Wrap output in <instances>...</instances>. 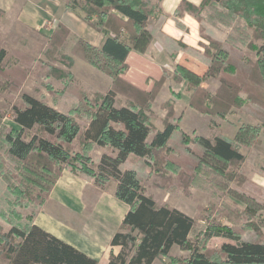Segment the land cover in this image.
I'll return each instance as SVG.
<instances>
[{
  "label": "trees",
  "instance_id": "trees-1",
  "mask_svg": "<svg viewBox=\"0 0 264 264\" xmlns=\"http://www.w3.org/2000/svg\"><path fill=\"white\" fill-rule=\"evenodd\" d=\"M81 3L85 12L83 21L102 33L105 41L101 47H95L79 39L77 46L83 60L110 77L113 87L104 95L83 92L79 103L69 113L28 94L21 96V105H14L12 109L17 129L7 133L5 141L9 155L21 165L20 175L32 188L16 191L17 201L33 203L34 211H38L62 173L68 170L90 177L103 190L113 182L115 197L130 207L111 241V245L120 247L121 251L110 255L109 264H153L159 258L167 259L165 264H264V241L244 240L233 228L216 223L202 234L203 238L199 235L192 240L195 220L176 208L158 206L147 195L138 171L124 170L123 166L132 157L149 164L156 152L169 148L179 133L178 125L165 120L162 130L153 134L146 113L136 106H117L118 90L125 86L149 105L166 80L186 81L191 108L221 119H226L233 109L244 112L257 124L242 125L236 140L245 147L258 143L259 135L264 133V0H225L221 4L224 11L220 10L219 14L233 23L243 19L247 28L253 30L251 34L247 29L232 27L233 34L241 33L240 45L255 52V61L243 56L235 44L208 35L209 45H204L208 65L205 75L178 66L173 72L165 71L148 90L127 80V60L132 52L147 51L152 41L149 20L161 11L159 5L152 0H71L66 9L75 12ZM216 3L220 1L205 0L201 7H195L183 1L184 8L190 9L199 22L202 10ZM2 16L0 11V18ZM59 29L51 35L50 43L54 46H61L69 32L63 26ZM251 37L254 40L245 42ZM257 41L263 43L258 45ZM5 58L6 52L1 50V75L7 74L3 69ZM210 77L221 82L214 94L203 87ZM75 115L87 119L84 130ZM30 133L33 134L30 136ZM196 142L204 156L212 161L223 164L245 161L238 146L228 139L198 137ZM96 147L102 151L97 161L92 156ZM217 171L224 173L220 167ZM11 216L13 220L7 221L10 230L0 232V258L8 264H98L35 225L33 215L25 223L16 212ZM214 238L222 239L220 256H211L205 247ZM174 246L189 255L170 257Z\"/></svg>",
  "mask_w": 264,
  "mask_h": 264
},
{
  "label": "rangeland",
  "instance_id": "rangeland-1",
  "mask_svg": "<svg viewBox=\"0 0 264 264\" xmlns=\"http://www.w3.org/2000/svg\"><path fill=\"white\" fill-rule=\"evenodd\" d=\"M66 1L67 4L71 2V0ZM152 1L158 4V0ZM219 1L220 4L207 5L200 13L201 22L199 23L202 35L207 41L206 38L210 35L211 38L219 39L222 42L235 44L243 56L255 61V52L240 45L241 33L239 35L235 33L236 36L232 33V27L247 29L251 34H253V30L247 28L243 19L239 18L233 23L232 20L221 17L220 10L224 11L221 4L225 0ZM83 7L84 5L81 3V6L75 11L81 17L85 16ZM64 9V7L55 9L51 15L52 20L59 21L52 26V34L56 32L57 28L59 29V26L68 27ZM76 38L77 34H72L69 30L66 40H70V45H64L66 40H63L61 46H54L50 43L52 38L49 33L46 38L47 42H42L44 46L32 45L31 56L24 55L23 58L16 53L14 60H18L16 62L19 65L18 68L13 67L15 62H13V66L4 67L3 64V69L7 74H0L2 83L0 89L4 88L3 91H0V112L2 114V118H0V232L6 233L10 227L7 221L13 220L11 216L13 212L19 214L20 220L25 223L35 209L33 203L23 204V200L21 202L16 199V191H27L32 186L20 175L21 165L17 159L9 155V146L5 141L6 134L12 132L13 128L17 129V126L13 124V106L21 105V96L28 94L46 101L63 113H69L79 103L83 92H87L85 89L92 91L87 84L86 68L83 69L80 61H77L82 58L80 47L76 46L75 49H70ZM251 40L254 38L246 39L245 42ZM37 41L39 42L38 39ZM262 43V41H257L258 45ZM77 63L79 64L77 65ZM12 72L13 76H7ZM99 73L101 72L99 71ZM95 80L93 77L92 87L93 91L96 89L98 92L88 91L89 94H106V91H101L103 82L99 80L97 83ZM169 80L174 85L184 83V91H187L186 81L177 83L168 79L166 82ZM210 80L216 85L215 91H209L214 94L219 89L221 82L215 77H210L206 81ZM7 90L9 94L6 93ZM117 95V106H136L137 109L146 113L151 120L153 134L162 130L165 120L178 125L179 133L168 149L156 152L149 164L132 157L123 166V169L133 168L138 171L147 195L153 198L158 206L178 208L193 217L196 228L192 240H195L199 235H201L200 239L203 238L202 234L216 223L233 228L244 240L264 241V133L259 135L258 143L252 147H245L236 140V133L242 125L257 124L253 117L238 109H233L226 119L203 115L190 106L187 107L183 103H179L180 95L173 90L170 93H163L160 90L149 105L144 103L145 99L142 100V97L136 95L127 86L118 90ZM75 118L84 130L87 126V119L79 115H75ZM216 136L235 143L245 156V161L223 164L204 156L196 139L198 137L214 139ZM76 147H78L77 144ZM101 155L102 151L98 147L92 152L95 161ZM216 167L224 169V173H219ZM113 187L114 183L112 182L111 186L104 191H111ZM15 202H18L19 205H15ZM227 216L231 219H228ZM221 243L222 239L209 240L205 246L208 254L220 256ZM185 252L187 255L183 257L189 255L187 251Z\"/></svg>",
  "mask_w": 264,
  "mask_h": 264
},
{
  "label": "crops",
  "instance_id": "crops-1",
  "mask_svg": "<svg viewBox=\"0 0 264 264\" xmlns=\"http://www.w3.org/2000/svg\"><path fill=\"white\" fill-rule=\"evenodd\" d=\"M183 1L158 0L161 11L155 13L149 20L148 29L152 41L147 51L132 52L127 60L126 78L134 86L148 90L152 82L161 78L165 71L173 72L178 66L185 67L197 75L206 74L208 65L204 45L209 43L201 33V24L190 9L184 8ZM204 1L187 0L195 7H201ZM66 5V0H0V11L3 12L0 18V51L6 52L4 67L13 66L15 62L13 67L18 68L19 65L16 63L18 60H14L16 53L24 58V55L31 56L32 45L44 46L42 42H47L48 34L52 35V26L59 22L57 19L52 20L51 15L55 9L62 7L65 8L64 16L68 20L67 29L72 34H77L70 49H75L79 39H84L95 47H101L105 36L88 26L77 13L67 10ZM51 21H54V24ZM64 45L69 46L70 40H66ZM38 54L40 56V52ZM77 61H80L83 69L86 68L87 84L92 89V91L85 89L87 92H98L96 89L93 91V77L96 79L95 82L99 83V80L103 82L101 91L107 93L111 90L112 81L108 76L99 73L82 58ZM13 74L12 72L7 76ZM203 87L213 92L216 85L210 80L205 81ZM184 88V83L174 85L169 80L161 92L170 93L173 90L180 95L179 103L188 107L191 93L184 91ZM6 93L9 94V91ZM115 186L114 184L111 191H104L96 186L90 177L65 170L45 205L31 214L33 221L47 233L73 246L96 260L98 264H109L110 255L112 253L118 255L121 251L120 247H113L111 241L130 209L127 204L115 197ZM180 211L190 216L185 211ZM9 230L10 227L6 233ZM186 255L180 247L174 246L169 256ZM166 261L167 259L159 258L153 264H165ZM0 264L8 262L0 258Z\"/></svg>",
  "mask_w": 264,
  "mask_h": 264
},
{
  "label": "clouds",
  "instance_id": "clouds-1",
  "mask_svg": "<svg viewBox=\"0 0 264 264\" xmlns=\"http://www.w3.org/2000/svg\"><path fill=\"white\" fill-rule=\"evenodd\" d=\"M257 180H259V178H256Z\"/></svg>",
  "mask_w": 264,
  "mask_h": 264
}]
</instances>
